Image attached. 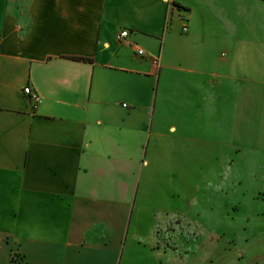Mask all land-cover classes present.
Listing matches in <instances>:
<instances>
[{
	"label": "crops",
	"instance_id": "crops-1",
	"mask_svg": "<svg viewBox=\"0 0 264 264\" xmlns=\"http://www.w3.org/2000/svg\"><path fill=\"white\" fill-rule=\"evenodd\" d=\"M194 165L264 226V0H0V264H163L135 203Z\"/></svg>",
	"mask_w": 264,
	"mask_h": 264
},
{
	"label": "rangeland",
	"instance_id": "rangeland-1",
	"mask_svg": "<svg viewBox=\"0 0 264 264\" xmlns=\"http://www.w3.org/2000/svg\"><path fill=\"white\" fill-rule=\"evenodd\" d=\"M231 154L237 161L242 154L244 162L254 156L251 151L244 155L239 149ZM258 175H262L260 169L245 165L216 167L214 177L218 182L211 188L207 183L210 174L196 165L187 169L165 166L162 193L149 191L143 200H136L127 240L134 245L140 243L150 262L264 264V226H255L254 214H248L245 221V210L239 203L246 191L259 186ZM258 196L264 211V191ZM139 207L143 208L141 212H137Z\"/></svg>",
	"mask_w": 264,
	"mask_h": 264
},
{
	"label": "built area",
	"instance_id": "built-area-1",
	"mask_svg": "<svg viewBox=\"0 0 264 264\" xmlns=\"http://www.w3.org/2000/svg\"><path fill=\"white\" fill-rule=\"evenodd\" d=\"M182 31H187V26L186 25H183L182 26ZM128 36V31L127 30H122L119 32V34L117 35V38L119 40H124L126 37ZM136 51H137V54L138 55H141V56H144L145 55V52L142 48H139L137 47L136 48ZM153 63H157V58H154L152 59ZM23 92L29 96V98L31 99L32 103H33V106H36V104L39 102L40 100V96L39 94L34 90L32 89V87L30 86H25L23 88ZM125 106V104H124ZM17 259V253H13L12 254V260L15 261Z\"/></svg>",
	"mask_w": 264,
	"mask_h": 264
}]
</instances>
